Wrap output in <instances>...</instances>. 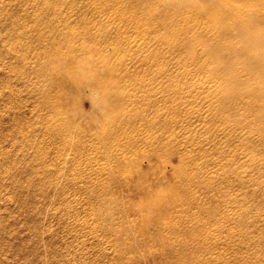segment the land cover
Here are the masks:
<instances>
[{
  "label": "rangeland",
  "instance_id": "obj_1",
  "mask_svg": "<svg viewBox=\"0 0 264 264\" xmlns=\"http://www.w3.org/2000/svg\"><path fill=\"white\" fill-rule=\"evenodd\" d=\"M173 1L0 0V264H264V70Z\"/></svg>",
  "mask_w": 264,
  "mask_h": 264
},
{
  "label": "bare ground",
  "instance_id": "obj_2",
  "mask_svg": "<svg viewBox=\"0 0 264 264\" xmlns=\"http://www.w3.org/2000/svg\"><path fill=\"white\" fill-rule=\"evenodd\" d=\"M147 1L161 0H144V3ZM111 2V8L120 5ZM169 7L173 14H165L162 22L165 32L181 27L176 40L170 43L191 45L201 41L203 36L199 34L205 33L209 40L206 42L216 48L241 44L257 51L258 65L264 70V0H174ZM124 21L135 26L140 23L135 14ZM169 40L163 41L169 43ZM208 212L213 214L215 209ZM158 229L161 240H166L163 226Z\"/></svg>",
  "mask_w": 264,
  "mask_h": 264
}]
</instances>
